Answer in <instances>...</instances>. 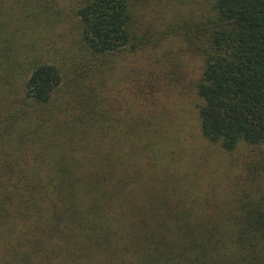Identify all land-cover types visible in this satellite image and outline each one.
<instances>
[{
	"label": "trees",
	"instance_id": "trees-1",
	"mask_svg": "<svg viewBox=\"0 0 264 264\" xmlns=\"http://www.w3.org/2000/svg\"><path fill=\"white\" fill-rule=\"evenodd\" d=\"M55 1L0 0V264H264V0Z\"/></svg>",
	"mask_w": 264,
	"mask_h": 264
},
{
	"label": "rangeland",
	"instance_id": "rangeland-1",
	"mask_svg": "<svg viewBox=\"0 0 264 264\" xmlns=\"http://www.w3.org/2000/svg\"><path fill=\"white\" fill-rule=\"evenodd\" d=\"M208 0H154L150 1L149 6L147 7L148 12V18L151 22H154L156 24L155 28L156 30H164L168 28L169 23L171 25L174 24L176 20H178L182 16H187L191 10H197V6L201 9L206 5V2ZM160 4V5H158ZM159 6V7H158ZM49 9L52 12L59 11V15L61 17L63 16H71L72 11L70 8L69 0H57L54 2H51L48 4ZM160 8V9H159ZM158 13H155V10ZM173 39H176V37L171 38L170 41L167 43L168 47H173L174 49L178 50L180 47H182L183 43L178 39L179 45L175 42L170 43ZM166 43V42H165ZM182 59L185 62V69L188 72H191V68H193V62L190 60V58L186 55H182ZM192 99H191V93H187L186 96L183 98L176 100V107H180L184 109V113L188 112L187 115L192 114ZM192 109V110H191ZM179 110V109H178ZM190 119H188V122ZM247 150H237L233 151L231 153H215L214 159H216L217 167L222 170V176L224 175L223 169L229 167L232 168V164L234 165H242L245 157L248 158V155L246 156ZM212 154V153H211ZM212 156V155H210ZM231 164V165H230ZM227 170V171H228ZM237 171V165L235 166V172ZM231 173H234V169L231 170Z\"/></svg>",
	"mask_w": 264,
	"mask_h": 264
}]
</instances>
